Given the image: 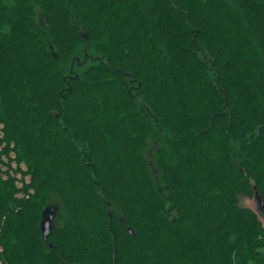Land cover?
<instances>
[{
  "label": "trees",
  "instance_id": "trees-1",
  "mask_svg": "<svg viewBox=\"0 0 264 264\" xmlns=\"http://www.w3.org/2000/svg\"><path fill=\"white\" fill-rule=\"evenodd\" d=\"M0 133V264H264V0H0Z\"/></svg>",
  "mask_w": 264,
  "mask_h": 264
},
{
  "label": "water",
  "instance_id": "water-1",
  "mask_svg": "<svg viewBox=\"0 0 264 264\" xmlns=\"http://www.w3.org/2000/svg\"><path fill=\"white\" fill-rule=\"evenodd\" d=\"M254 192H255L254 200L262 203V197L255 188H254ZM56 214H57V209L55 207H47L43 212L41 225H40L43 239H47V237L51 235L55 223Z\"/></svg>",
  "mask_w": 264,
  "mask_h": 264
},
{
  "label": "rangeland",
  "instance_id": "rangeland-1",
  "mask_svg": "<svg viewBox=\"0 0 264 264\" xmlns=\"http://www.w3.org/2000/svg\"><path fill=\"white\" fill-rule=\"evenodd\" d=\"M1 135L2 134L0 133V136ZM18 186L22 187L23 185L20 184V182H18ZM241 206L246 207V208H251V207L254 208V207H257V203H256V201L253 198H245V197H243V198H241ZM263 221H264V219H263Z\"/></svg>",
  "mask_w": 264,
  "mask_h": 264
},
{
  "label": "snow or ice",
  "instance_id": "snow-or-ice-1",
  "mask_svg": "<svg viewBox=\"0 0 264 264\" xmlns=\"http://www.w3.org/2000/svg\"><path fill=\"white\" fill-rule=\"evenodd\" d=\"M161 191H164V189L162 188Z\"/></svg>",
  "mask_w": 264,
  "mask_h": 264
}]
</instances>
